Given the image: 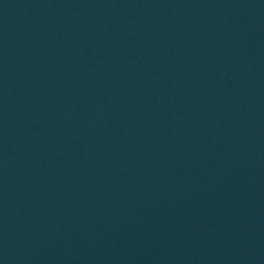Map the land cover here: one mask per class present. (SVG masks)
I'll list each match as a JSON object with an SVG mask.
<instances>
[{
    "label": "water",
    "instance_id": "water-1",
    "mask_svg": "<svg viewBox=\"0 0 264 264\" xmlns=\"http://www.w3.org/2000/svg\"><path fill=\"white\" fill-rule=\"evenodd\" d=\"M0 264H264V0H0Z\"/></svg>",
    "mask_w": 264,
    "mask_h": 264
}]
</instances>
